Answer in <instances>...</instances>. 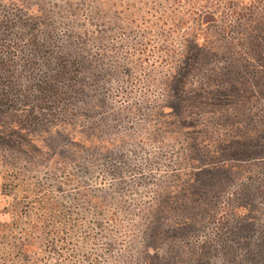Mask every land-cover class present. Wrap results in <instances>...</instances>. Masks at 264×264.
Here are the masks:
<instances>
[{
    "label": "rangeland",
    "instance_id": "1",
    "mask_svg": "<svg viewBox=\"0 0 264 264\" xmlns=\"http://www.w3.org/2000/svg\"><path fill=\"white\" fill-rule=\"evenodd\" d=\"M259 155L264 0H0V264H216Z\"/></svg>",
    "mask_w": 264,
    "mask_h": 264
},
{
    "label": "trees",
    "instance_id": "2",
    "mask_svg": "<svg viewBox=\"0 0 264 264\" xmlns=\"http://www.w3.org/2000/svg\"><path fill=\"white\" fill-rule=\"evenodd\" d=\"M245 87L248 90L249 85L245 83ZM244 154L243 156L246 157L243 159L257 158L254 157V153L250 151ZM259 156V158L264 159L263 155ZM257 180L259 183L262 179L257 177ZM214 181L215 180L211 181V183ZM240 186V189H236L239 201L233 206L231 205L234 208V215L237 216L236 218L233 219L232 216H228L224 220H218V222L215 223L213 216L209 213L211 209H208L211 208L212 205L204 206L205 208L201 209L203 212L207 213L208 225H211L210 231L213 236L202 239L201 244H197V248L204 249L210 253V250H214L219 246L223 251L222 254L224 258L216 264H264V218L253 219L249 217L251 213L257 214L258 209L264 211V187H256L249 190L248 186H251V184H246L244 182H241ZM219 187L222 188L221 186ZM217 190L218 189L214 187L212 193ZM254 190H256V192ZM256 194V197L259 196L257 199L254 197ZM253 203H255L253 205L254 208H251ZM203 223L205 226L207 225V221ZM250 225L257 227L254 233L250 231ZM227 249L229 252H226ZM203 261L204 259L200 260V263ZM196 262H198V259ZM208 264L215 263L209 261Z\"/></svg>",
    "mask_w": 264,
    "mask_h": 264
}]
</instances>
